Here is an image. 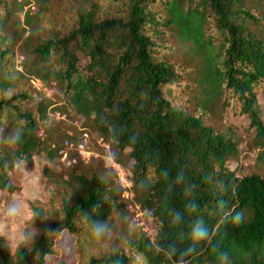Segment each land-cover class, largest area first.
I'll return each instance as SVG.
<instances>
[{
  "label": "trees",
  "instance_id": "1",
  "mask_svg": "<svg viewBox=\"0 0 264 264\" xmlns=\"http://www.w3.org/2000/svg\"><path fill=\"white\" fill-rule=\"evenodd\" d=\"M28 3L0 0V30L15 12H24L21 26H31ZM124 7L122 15L104 19L93 9L78 10L69 34L38 42L36 58L24 61L25 73L17 70L9 42L0 49V92L28 78L44 86L35 99L27 92L0 98V187L15 185L13 161L58 156L53 145L63 140L46 131L57 113L91 119L100 137L128 151L133 165H122L134 184L129 200L116 175L115 183L98 173L75 175L77 201L42 228L31 250L12 255L0 242V264H47L64 230L79 239L90 235L94 222L137 215V206L156 222L155 233H136L126 242L128 252L111 251L86 264H220V252L227 253V264H264V176L230 168L228 159L240 153L237 129L205 119L219 100L225 108L238 105L264 147L258 97L264 92V0H126ZM175 41L195 64L192 111L170 98L181 79L168 53ZM50 82L61 88V101L45 92ZM77 127L76 134L90 131ZM11 136L20 139L9 147ZM197 222L209 231L199 242L191 236Z\"/></svg>",
  "mask_w": 264,
  "mask_h": 264
},
{
  "label": "rangeland",
  "instance_id": "2",
  "mask_svg": "<svg viewBox=\"0 0 264 264\" xmlns=\"http://www.w3.org/2000/svg\"><path fill=\"white\" fill-rule=\"evenodd\" d=\"M27 12L32 18L31 26L19 24L23 21L24 12H15L7 26L0 30V49L5 42H9L15 51L16 68L25 73L24 61L27 58L29 62L36 58L33 49L38 42L48 37H62L69 34L73 27L77 25L78 10L93 9L98 19L122 15L124 13V2L126 0H28ZM30 4V5H29ZM26 11V10H25ZM168 49L170 61L179 71L181 79L172 86L170 98L172 102L187 110H193L196 107V70L195 64H190L184 58V50L178 41L169 44ZM28 78L25 82H20L13 88L0 92V98L12 96L18 92H27L32 94L35 99L37 89H35ZM47 90L50 96L56 101H61L62 90L55 82L47 84ZM46 92V91H45ZM47 93V92H46ZM258 97L262 102L264 109V92L258 91ZM34 101L28 102L27 107L33 108ZM239 106H230L225 108L222 100L217 101L211 107L210 116L205 117L211 120L218 127L232 125L237 129L240 137V153L235 159H228L227 164L230 168H237L239 175H249L258 173L264 176V159L262 157V142L257 139L256 131L250 126V120L238 113ZM65 119L54 118L46 127L47 135L53 140L61 142L68 131H78L77 126H86L93 136V150L95 156L88 163L83 162L79 154L73 152L69 157L63 159L61 156L49 158L43 154L33 156L31 163L27 162L29 170L34 172L35 197L31 192H26L25 196L29 198L32 213L35 214L33 225L37 230V235L27 246H21L19 249H11L7 242L0 238V242L5 244L12 255H15L20 249L31 250L34 242L37 240L42 228L51 222L60 219L63 214V206L74 204L79 198L75 186V175L85 174L91 176L98 173L106 176L115 183V174L108 167L105 154H111L116 160L127 167L133 165V161L128 155V151H121L113 143L105 141L108 148L97 140L100 138L96 129L93 127L91 119H81L72 114L65 116ZM45 138V134L43 135ZM3 149L0 147V150ZM4 150V149H3ZM13 181L16 190L20 187V177L13 171ZM134 198V204H138V197ZM108 227L111 229V239L99 241L91 235H80L79 239L64 230L56 238V248L58 254L50 255L47 258V264H86L91 257H97L111 251H122L128 248L126 242L136 233L145 232L153 235L157 228L156 222L147 214L133 215L129 212L115 214ZM70 249V251H69Z\"/></svg>",
  "mask_w": 264,
  "mask_h": 264
},
{
  "label": "clouds",
  "instance_id": "3",
  "mask_svg": "<svg viewBox=\"0 0 264 264\" xmlns=\"http://www.w3.org/2000/svg\"><path fill=\"white\" fill-rule=\"evenodd\" d=\"M19 139L18 136L9 137L8 146H14ZM12 170L20 177V187L19 190L12 184L0 187V238L4 239L11 249L16 250L31 243L37 235V230L33 225L35 214L32 213L29 198L25 196L26 192H31L32 197H35L34 172L29 170L26 160L23 159L13 161ZM181 219L182 216L178 213L176 222L180 223ZM90 235L96 240L104 241L111 239V229L106 223L97 221L92 223ZM208 235V228L202 222L195 223L191 232L194 241L205 240ZM218 259L220 264H227V253L220 252Z\"/></svg>",
  "mask_w": 264,
  "mask_h": 264
},
{
  "label": "built area",
  "instance_id": "4",
  "mask_svg": "<svg viewBox=\"0 0 264 264\" xmlns=\"http://www.w3.org/2000/svg\"><path fill=\"white\" fill-rule=\"evenodd\" d=\"M32 86L39 90L44 88L43 83L38 78H31L30 79ZM47 95L50 96V92H48L47 88H45ZM57 119H65V116L61 115L60 113L55 114ZM74 137L77 139H74ZM99 143H102L104 146L108 148V145L104 142L103 137H100L97 140ZM57 151L58 155L61 156L63 159L69 157L70 153H77L81 157L84 162H90L92 157L95 156V152L92 148L93 146V136L91 132L88 130H82L76 134L74 131H68L67 137L63 139L60 145H53ZM105 158L108 163V167L113 169L116 175V179L119 184L124 188L123 197L126 199L131 200L134 196L133 191V180H132V172L130 169L125 168L121 163L115 160V158L109 154H105ZM134 206L131 205L130 209H133ZM136 210L138 211L137 215L143 214L140 208L137 206Z\"/></svg>",
  "mask_w": 264,
  "mask_h": 264
}]
</instances>
